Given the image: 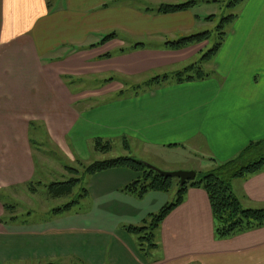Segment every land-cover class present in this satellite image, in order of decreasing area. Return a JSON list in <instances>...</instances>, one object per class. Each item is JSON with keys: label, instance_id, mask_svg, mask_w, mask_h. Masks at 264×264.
I'll list each match as a JSON object with an SVG mask.
<instances>
[{"label": "crops", "instance_id": "0c3cea01", "mask_svg": "<svg viewBox=\"0 0 264 264\" xmlns=\"http://www.w3.org/2000/svg\"><path fill=\"white\" fill-rule=\"evenodd\" d=\"M164 3L185 2L0 0V194L16 199L22 191L37 192L32 126L76 162L87 160L92 149L109 151L104 144L97 147L98 140H121L127 151L135 143L157 150L193 147L217 166L250 143L264 141V0L247 2L217 54L200 62L199 74L209 76L183 81L177 73L192 65L207 41L182 50L168 49L165 43L207 31L203 29L213 19L198 14L195 4L177 12L155 11ZM254 11L263 19L254 21ZM111 33L117 36L101 44ZM139 43L144 46L133 48ZM68 78L76 87L68 85ZM38 153L42 159L44 150ZM125 172L117 167L90 175L101 176L102 197L109 203L113 198L105 189L121 203L129 198L127 221L138 223L143 215L138 200L117 193L134 181L135 175ZM230 184L245 208L264 209V168ZM160 194L150 191L142 201L152 198V205ZM102 197H96L98 205L105 202ZM5 203L1 197L0 239H13L12 245L18 246L12 264L74 258L69 233H76V240L84 244L79 245L84 251L81 264H102V237L108 248L114 239L129 264H264V226L218 238L202 187H190L155 230L152 249L158 258L150 263L111 226L81 222L82 227L44 223L27 228L15 213L20 206L14 203L7 209ZM8 213L12 224L5 221ZM55 244L59 249L52 247Z\"/></svg>", "mask_w": 264, "mask_h": 264}, {"label": "rangeland", "instance_id": "374dc122", "mask_svg": "<svg viewBox=\"0 0 264 264\" xmlns=\"http://www.w3.org/2000/svg\"><path fill=\"white\" fill-rule=\"evenodd\" d=\"M187 1L191 0H181V2ZM194 1L195 5L193 8L197 11L198 14L206 13L208 14V17H211L209 19H213L210 24L205 23L206 25H208V27L206 29H203L209 31V37L206 42V46L203 48V51L201 52L200 56L196 60L190 62V64H199L202 56L209 50L214 48L215 45L220 41L219 26L222 20L230 15L236 16V20L240 14L243 15L244 10L246 8V3L251 2L252 4H254L255 0H243L242 2H239L235 5L233 4V1L235 0ZM258 2H260V0H258ZM262 19L263 18L258 15V12H253L254 21H259ZM230 24L231 23H226L225 25L224 31L226 32V34L229 31ZM204 70L207 71L208 66H204ZM66 81L68 85H72L73 87H76L77 85L74 84L76 83V81H74L73 78H68L66 79ZM36 129L37 128L35 126H32L31 128V143L35 150V155L37 158V172L33 181L41 182V184L36 183L38 186L37 192L35 194H31L28 191H22L19 193L16 199H12V197L7 195L6 193L0 194V196L8 205L15 206L14 203H17V205L20 206L18 212H15L16 214H18L19 220L22 221L20 223L26 226L27 228L29 225H41L44 223H50L52 226H59V224L61 223H67L69 226L80 225V227H82L81 222H84L85 225L96 223L104 226H111L120 237H122L127 243H129L133 248L136 249L138 256L142 260H145L149 263L153 262L154 259L158 258V253L152 249L153 247L150 246L149 240L141 239V236H146V233L150 231L147 230L146 233L138 234L128 230L127 228L136 225H150L154 214L158 213L160 209L166 204L173 203L177 200L178 187L175 184V186L168 192L152 191L155 193H161L160 195H162L158 196V200L152 205H150L152 198L143 202L142 199L145 196L143 198H139L135 194L125 192L122 189H118L117 193L119 195L133 196L135 197V199L138 200L135 202L139 205L137 207V209L139 210L138 212L143 213L142 220L138 221V223H132L127 221V219L129 218L125 214V211L130 206L129 204H131L132 206V203L127 200L129 198H124L125 201L121 203L117 199L118 197L113 194L110 188L109 190L105 189L106 194L108 193V195L113 198V202L109 203L107 199L102 197V193L104 191L103 183L99 184V180L102 179L100 178L101 176L99 174H96V176L91 177L90 174L84 172V165H89L97 160H106L111 158H117L120 156H131L141 159L146 164L150 166L152 165L166 172L181 171L184 169L175 170V168H177V166L183 165L188 166L189 168H193L191 170H195L198 172V179L202 175H204V173H208L214 168H216V166L214 165L211 166L210 162H208V159H205L200 154V150L195 149L193 147H189L187 149L178 148L173 150H157L145 148L139 146L138 143H135L132 144L131 149L127 151L123 145V141L121 140L112 141V147L107 152H94V150L92 149V151L90 152V157L87 160H83L81 162L71 161L56 145L48 141L47 135L45 133L43 135V133L37 132L38 130ZM68 144L70 145L69 147L74 154L70 141L68 142ZM259 149L260 153L262 152L264 154V149ZM40 150H44L42 159L40 157L41 154L38 153ZM257 153H259V150H257ZM68 167H76L80 170V172L75 175L68 171ZM122 168L125 171H130V173H133V175H135L134 181L139 179L142 174L141 172L135 171L128 167ZM74 176H81L82 181L74 187L72 194L60 198H53L49 194L48 185L50 183L55 181H66ZM84 189H87V191L89 192L87 194L88 196L86 198H80V195L84 193ZM97 196H101L103 199H105V202L101 203L102 205H98V203H96ZM73 200H78V203L75 204L71 210L59 214L53 213L54 209L62 207ZM162 202L165 203L159 209H156V207H158L159 204H161ZM100 208H104V212L102 214L99 212ZM132 208L133 211L136 210L134 206ZM29 212H31V216L28 214ZM87 213L89 216L87 215ZM92 216H95V218L93 219ZM5 221L8 224H12L10 213L7 214ZM76 238V233L68 234L69 241L73 242L71 245V251L75 253L74 258L68 257L66 261L61 257L59 259L51 257L45 263L44 261H41L40 264H81V259L79 257L83 256L82 252L84 251H80L79 245H82L83 243L79 244L80 242L77 241ZM103 238L104 237L101 238L100 243L98 244L102 264H129V260L126 258L125 254L122 253L121 250H119V248L117 247L118 245L114 243V239L112 240V243L108 248L106 245H104L105 243L102 241ZM105 240L107 242L108 238ZM0 241L3 242V245L0 244V264H12L14 259V257L12 256L18 255V246L12 245L13 239L4 238V241L1 239ZM142 241L144 242L142 243ZM4 247H9L16 252L3 251ZM52 247L56 248V250L59 249V246H57L56 244ZM29 263L33 262H26V264ZM34 263L39 264V261L37 260Z\"/></svg>", "mask_w": 264, "mask_h": 264}, {"label": "trees", "instance_id": "16d2710c", "mask_svg": "<svg viewBox=\"0 0 264 264\" xmlns=\"http://www.w3.org/2000/svg\"><path fill=\"white\" fill-rule=\"evenodd\" d=\"M243 0H235L233 4L242 2ZM51 2V0H49ZM195 1H188L185 3H164L161 4L155 11L160 13H171L182 11L192 7ZM211 18V17H208ZM236 16L230 15L225 17L219 26L220 41L214 48L205 53L200 62L209 60L214 57L221 48L226 32L224 31L226 23H231L235 20ZM116 33L106 35L101 44L108 40L115 38ZM209 31L201 33H195L186 37H182L178 40L167 41L165 47L173 50H182L193 45L201 44L208 40ZM144 44H136L133 48L143 47ZM122 53L126 52V49H121ZM106 56H111L110 54ZM203 71L200 63L189 65L183 72L177 73L179 81L191 80L196 78H204L209 76L208 74H199ZM191 72H195L192 74ZM188 73V74H187ZM163 77H155L153 80L157 81ZM151 82V81H150ZM264 141H258L250 143L245 149H243L236 157L217 164L216 168L208 173H204L199 179L196 178L193 181L186 182L183 186L180 185V180L177 178L165 177L155 171L150 165L146 164L143 160L131 157L120 156L117 158H111L106 160H97L89 165H84V172L88 174H94L103 170L117 167H128L135 171L141 172L139 179L127 184L123 187V191L137 195L139 198H143L150 191H170L176 184L178 187V198L175 202L166 204L160 211L153 215L151 224L148 226H130L127 228L135 233H146V236H141L142 240H149L150 246L154 247V232L163 222V220L180 205L190 187H202L206 190L211 209L215 221V235L220 238H229L243 231L249 230L255 227L264 226V209L245 208L231 187V180L238 177H245L255 174L264 168V154L260 153V146ZM104 144L107 150H110L112 144L107 141L103 142L98 140L97 147ZM263 149V148H261ZM259 150V153H257ZM68 170L77 175L80 170L76 167H68ZM198 175V174H197ZM198 177V176H197ZM81 176H74L66 181H55L48 185L49 194L53 198H60L66 195L72 194L74 187L81 183ZM37 184H41L38 182ZM31 190L35 191V186L31 183ZM88 194L87 189H84V193L80 195L83 198ZM1 198V196H0ZM78 203V200H73L62 207H58L53 210V213L59 214L67 212ZM5 208L10 209L12 205L4 204ZM144 241H142L143 243Z\"/></svg>", "mask_w": 264, "mask_h": 264}, {"label": "water", "instance_id": "95a60500", "mask_svg": "<svg viewBox=\"0 0 264 264\" xmlns=\"http://www.w3.org/2000/svg\"><path fill=\"white\" fill-rule=\"evenodd\" d=\"M151 167L165 177L177 178L180 180V185L183 186L188 181H193L197 177V172L194 170H181V171H173V172H166L162 171L154 166Z\"/></svg>", "mask_w": 264, "mask_h": 264}]
</instances>
